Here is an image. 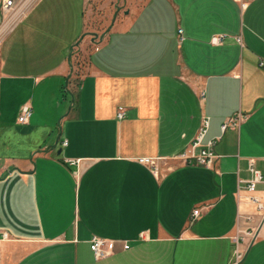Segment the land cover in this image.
<instances>
[{"label": "crops", "instance_id": "0c3cea01", "mask_svg": "<svg viewBox=\"0 0 264 264\" xmlns=\"http://www.w3.org/2000/svg\"><path fill=\"white\" fill-rule=\"evenodd\" d=\"M115 1L77 83L89 14L113 0H35L2 39L0 264H232L248 214L260 226L239 264H264V218L238 188L254 159L264 201V0ZM203 115L215 169L176 158ZM93 236L131 248L96 259Z\"/></svg>", "mask_w": 264, "mask_h": 264}, {"label": "built area", "instance_id": "2783aa9c", "mask_svg": "<svg viewBox=\"0 0 264 264\" xmlns=\"http://www.w3.org/2000/svg\"><path fill=\"white\" fill-rule=\"evenodd\" d=\"M12 4L13 2H9L5 0L3 4V12L5 16L6 13H8V10L11 8ZM4 24H5V20H4ZM9 30L7 28L4 32L7 33ZM179 34H180V40H183L182 28L179 29ZM222 38L223 35H217L213 38V42L218 43L222 40ZM1 43L2 41L0 42V47H1ZM205 95H206L205 90H201L199 92L200 98L205 99ZM32 113H33V109L30 105L26 104L22 106L21 112L18 116V121L21 124L28 123L30 117L32 116ZM118 116L119 117L124 116L123 108H120L118 112ZM247 117L248 116L245 113L237 112L236 114H234L231 117H228L224 121V123L222 124V130L225 131L230 127L233 128L238 127L243 121L247 119ZM209 125H210L209 117L207 115H203L201 119V124L199 126L196 135L187 145V147L176 156V158L180 159L185 164H196L207 168L215 169V163L219 157V155L215 151V146L218 143V138H211L208 139L207 141L205 140L207 131L209 129ZM64 144H66V141L64 142ZM159 160L160 158H155L151 156H141L138 158V161L140 163L150 166L155 173L159 171V166H158ZM69 162L73 164V163H78L79 160H69ZM249 171L251 174L250 177L247 179L240 178L238 188L239 190H245L249 193L248 199L255 206L256 215L259 216L262 221L264 218V201L256 194V192H257L258 184L263 181V174L261 170H259L256 167L254 159L249 160ZM200 212H201V208L199 207L195 208L191 215L192 220L196 219L199 216ZM252 219L253 217L251 214L245 215V220L248 226L246 229H243V231L254 237L260 226L259 225L260 223L257 225H251ZM144 238L145 235L143 233L140 234V239H144ZM236 240L239 245V238H237ZM118 246H121L123 250H128L131 248L130 242L127 241H107L98 236H93L90 240V248L96 259H102L113 255L117 251ZM239 250H240V246L238 247L235 253V258L232 264H239L243 259L244 255H241Z\"/></svg>", "mask_w": 264, "mask_h": 264}, {"label": "rangeland", "instance_id": "374dc122", "mask_svg": "<svg viewBox=\"0 0 264 264\" xmlns=\"http://www.w3.org/2000/svg\"><path fill=\"white\" fill-rule=\"evenodd\" d=\"M9 2H13L11 8L8 10V13H6L5 16V24L2 28H4V31L8 28V30L10 28H12V26H14L28 11V9L32 6V4L35 2V0H6ZM5 0H0V5L3 8V4H4ZM103 2L101 1V4ZM116 1L113 0L110 9L106 10V9H98L94 10L93 15L92 13L89 14L88 17V24H87V28H86V35L85 37H87V41L83 44V46L81 47L78 46V48L75 50L74 52V66H75V70H74V74H75V82L77 83L78 79L81 78V76L83 75V73L86 71V63L88 62V52L90 50V40L88 39L89 35H90V31L94 30V31H105L108 28V25L111 22V18L114 16L115 12L117 11V7H120L121 11L124 7L122 5V2H119L117 4H115ZM118 5V6H117ZM122 5V6H120ZM2 31V29L0 30V35L4 32ZM6 34V32H4L1 36H0V42L2 41L3 36ZM65 93L67 94L68 92L65 90ZM68 95V94H67ZM251 236L247 233H242L241 236H239V246H240V254L244 255L250 241H251Z\"/></svg>", "mask_w": 264, "mask_h": 264}, {"label": "water", "instance_id": "95a60500", "mask_svg": "<svg viewBox=\"0 0 264 264\" xmlns=\"http://www.w3.org/2000/svg\"><path fill=\"white\" fill-rule=\"evenodd\" d=\"M119 10H120V7H117V11L115 12V14H114V18H113L114 20L116 19V16H117ZM79 43H80V41L77 42L76 45H78Z\"/></svg>", "mask_w": 264, "mask_h": 264}]
</instances>
